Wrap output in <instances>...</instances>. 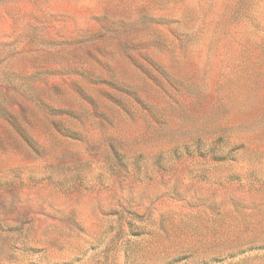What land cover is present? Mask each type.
<instances>
[{
  "label": "rangeland",
  "instance_id": "obj_1",
  "mask_svg": "<svg viewBox=\"0 0 264 264\" xmlns=\"http://www.w3.org/2000/svg\"><path fill=\"white\" fill-rule=\"evenodd\" d=\"M0 264H264V0H0Z\"/></svg>",
  "mask_w": 264,
  "mask_h": 264
}]
</instances>
